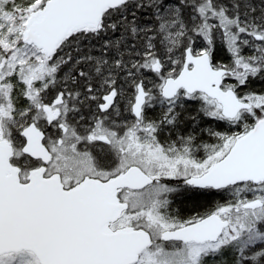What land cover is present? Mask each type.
I'll list each match as a JSON object with an SVG mask.
<instances>
[{"label": "snow or ice", "instance_id": "6c2138e0", "mask_svg": "<svg viewBox=\"0 0 264 264\" xmlns=\"http://www.w3.org/2000/svg\"><path fill=\"white\" fill-rule=\"evenodd\" d=\"M0 264H264V0H0Z\"/></svg>", "mask_w": 264, "mask_h": 264}]
</instances>
